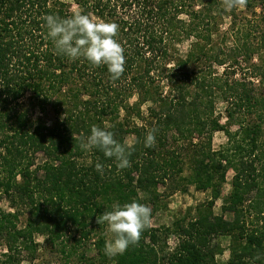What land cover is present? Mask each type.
<instances>
[{"label":"trees","instance_id":"16d2710c","mask_svg":"<svg viewBox=\"0 0 264 264\" xmlns=\"http://www.w3.org/2000/svg\"><path fill=\"white\" fill-rule=\"evenodd\" d=\"M261 1L244 7L263 9ZM236 10L222 0H0V199L12 209L0 206V264H22L25 251L34 260L37 236L64 264H264V68L256 66L258 85L227 76L232 56L214 42L226 14L234 32ZM76 11L119 25L126 60L119 79L105 65L56 50L43 17ZM262 12L258 23L236 29L233 64L239 55H264ZM94 125L133 145L130 167L119 169L98 148L81 150ZM153 128L155 144L146 148ZM220 131L227 142L215 148ZM190 186L210 193L194 216L151 225L122 255H105L107 225L97 215L132 200L157 208L162 194ZM221 238L226 261L218 259Z\"/></svg>","mask_w":264,"mask_h":264},{"label":"clouds","instance_id":"9594fccd","mask_svg":"<svg viewBox=\"0 0 264 264\" xmlns=\"http://www.w3.org/2000/svg\"><path fill=\"white\" fill-rule=\"evenodd\" d=\"M226 9L242 8L247 0H222ZM48 29L47 35L53 41L58 53L76 60L87 59L92 65H105L113 80L119 79L125 71L124 48L118 41L119 25L112 21L95 19L81 11L69 17L48 14L43 17ZM156 129L147 132L145 147L155 144ZM80 148L88 152L94 148L103 151L109 158H115L117 167H130L129 156L133 145L119 142L112 131L106 127L92 126L90 135L83 138ZM96 170L103 172V166L95 165ZM98 224H106L111 234L106 240L104 252L108 257L122 255L129 246L139 243L144 230L152 225L151 209L136 200L126 203H113L111 210L97 215Z\"/></svg>","mask_w":264,"mask_h":264},{"label":"rangeland","instance_id":"374dc122","mask_svg":"<svg viewBox=\"0 0 264 264\" xmlns=\"http://www.w3.org/2000/svg\"><path fill=\"white\" fill-rule=\"evenodd\" d=\"M260 4H262L263 6L264 0L261 1ZM262 10L264 11V8L262 9L260 5H258L257 9L254 11L248 10L245 7L237 8L236 10L237 15L235 18L236 24L234 27L235 28L234 32L237 31L236 30L237 28H242V26L244 25L251 24L252 22L254 24L258 23L259 20L258 18H256V15L262 12ZM232 18L233 17L231 14L230 15L226 14L224 15V17L219 18L218 30L215 31V35H214V42L218 46H220L222 50L226 51L227 54H229V56L230 54L232 56L231 57L232 59L228 61L229 68L227 69L228 70L227 76L229 77L235 76L236 78H241V79L244 78L258 85V81H256V77L258 78V75L256 76V74L259 70L258 69L259 66L260 67L263 66L264 68V55L254 53L252 54V56H250V59H246L245 57H241L239 55V58H237V63L233 64L234 63L233 57H237L238 55L236 54V51L233 50L237 46L236 42L238 41V39L237 41H235V38L236 36L241 37L242 34H238L237 31V35H235L236 32L234 33L233 30L229 29L230 26L232 25ZM241 44L242 42L240 43V45ZM179 47L181 50V54L185 55L187 50H189L190 48V41L183 42L182 44H180ZM219 71L222 72L223 68L222 67L219 68ZM233 72L235 75H233ZM260 91H264V85ZM225 108H226V103L222 100H218L216 103V114H218L221 117L222 122H225L227 120ZM37 115H38V111L35 110L34 117ZM236 128L237 126L234 125L233 130ZM226 142H227V134L224 131L215 133L213 140V145L215 148H219ZM42 159H43V155L39 154L37 156V162H41ZM233 174L234 172L230 170L228 173L227 182L223 188V194L221 198H219L214 205V212L218 215L222 214V201L223 198L230 191L231 188L230 182ZM163 190L164 189H161V192H163ZM209 196L210 193L208 191H198L194 188V186H190L187 191L177 190L174 192L170 191V193L162 194V196L159 197V200L157 202L158 204L157 208H155L152 204L150 205L152 225L155 227L170 226L177 219H183V218H188L189 216L190 217L194 216L196 206L208 200ZM0 206L5 210H12L10 208L8 201L4 198L0 199ZM26 216L27 214L22 215L21 220L22 221L26 220ZM226 216L228 217L229 215ZM106 235L108 239L111 236L107 228H106ZM37 240L38 242L41 243V247L39 248V251L36 254V258L31 261L29 257L27 258L28 252L25 251L24 261L22 264H64L63 255L58 249L52 247L49 243H46L43 237L41 236H37ZM221 241L223 246L225 247V251L221 256L218 257V259L221 261H226L227 258L229 257V250L227 248L228 239L221 238ZM176 244H177V237L175 235H171L167 240V245L169 250H173Z\"/></svg>","mask_w":264,"mask_h":264}]
</instances>
